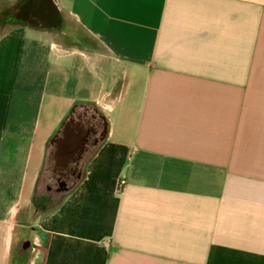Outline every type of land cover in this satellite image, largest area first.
I'll list each match as a JSON object with an SVG mask.
<instances>
[{
	"label": "crops",
	"instance_id": "crops-1",
	"mask_svg": "<svg viewBox=\"0 0 264 264\" xmlns=\"http://www.w3.org/2000/svg\"><path fill=\"white\" fill-rule=\"evenodd\" d=\"M56 2L0 23V264H264V0ZM84 110L106 137L39 211Z\"/></svg>",
	"mask_w": 264,
	"mask_h": 264
},
{
	"label": "water",
	"instance_id": "water-1",
	"mask_svg": "<svg viewBox=\"0 0 264 264\" xmlns=\"http://www.w3.org/2000/svg\"><path fill=\"white\" fill-rule=\"evenodd\" d=\"M60 13L56 0H24L14 18L30 25L49 28L57 26ZM3 21L4 19H0V23ZM89 135L90 130L79 122L75 123L73 118L66 121L62 131L51 140L52 145H57V167L65 169L70 163L77 161L85 151Z\"/></svg>",
	"mask_w": 264,
	"mask_h": 264
},
{
	"label": "flooded vegetation",
	"instance_id": "flooded-vegetation-1",
	"mask_svg": "<svg viewBox=\"0 0 264 264\" xmlns=\"http://www.w3.org/2000/svg\"><path fill=\"white\" fill-rule=\"evenodd\" d=\"M71 118H73L75 123L79 122L86 129H89L90 135L82 156L77 161L70 163L65 169L57 167L55 160L57 145H52L51 160L53 161V179L56 181L57 188L53 191V187L48 185L47 190L55 196H59L63 193L66 194L79 182L84 174L88 158L95 152L107 133L105 119L95 112L84 110L73 114Z\"/></svg>",
	"mask_w": 264,
	"mask_h": 264
},
{
	"label": "rangeland",
	"instance_id": "rangeland-1",
	"mask_svg": "<svg viewBox=\"0 0 264 264\" xmlns=\"http://www.w3.org/2000/svg\"><path fill=\"white\" fill-rule=\"evenodd\" d=\"M15 1L16 0H0V3L6 4V5H8V4L11 5L12 3H15ZM11 15L15 16V13L12 12ZM63 24L64 25H62V26L68 25L69 30L76 28L74 23H70V22L66 23L64 21ZM48 185L53 187V191L55 190V188H57L56 181L53 179V161L50 159L48 160V163H47L45 172L43 174L42 180L40 181L38 188H37V191H36V195H37L36 200L39 204V205H37V207L41 208L42 212L48 211L49 209L54 208L58 204L60 199L65 195L63 193V194H60L59 196H55L53 193H51L50 191L47 190ZM34 207H36V206H34ZM34 207H33V209H34ZM18 249L19 250H16V248H15V250H14L15 255L17 254V252L21 253L23 251V246H20Z\"/></svg>",
	"mask_w": 264,
	"mask_h": 264
},
{
	"label": "trees",
	"instance_id": "trees-1",
	"mask_svg": "<svg viewBox=\"0 0 264 264\" xmlns=\"http://www.w3.org/2000/svg\"><path fill=\"white\" fill-rule=\"evenodd\" d=\"M24 0H21V3L23 2ZM17 10H18V6H16V7H14V8H11L6 14H4V15H1L0 16V19H4V20H6V21H15V19H14V16H12L11 14H12V12H14L15 14H16V12H17ZM11 13V14H10ZM10 14V15H9ZM51 160V152H50V154L48 155V157H47V162H46V166H47V163H48V160ZM46 166H45V169H46ZM45 169L43 170V172L41 173V175L39 176V178H38V180H37V187H36V191H37V188H38V185H39V183H40V181L42 180V177H43V174H44V172H45ZM36 191H35V194H34V197H33V205L34 206H36L35 208L37 209V210H39V211H42V209L41 208H38L37 207V205H39L38 204V202H37V200H36V198H37V195H36ZM58 205V204H57ZM56 205V206H57ZM53 209V208H52ZM52 209H49V210H52ZM19 254V253H18ZM17 254V258H19V257H22V255H18Z\"/></svg>",
	"mask_w": 264,
	"mask_h": 264
},
{
	"label": "built area",
	"instance_id": "built-area-1",
	"mask_svg": "<svg viewBox=\"0 0 264 264\" xmlns=\"http://www.w3.org/2000/svg\"><path fill=\"white\" fill-rule=\"evenodd\" d=\"M126 185V181L125 180H120L118 183V189H117V193H120L122 188Z\"/></svg>",
	"mask_w": 264,
	"mask_h": 264
}]
</instances>
